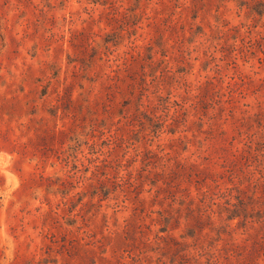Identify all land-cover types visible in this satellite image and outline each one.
Returning a JSON list of instances; mask_svg holds the SVG:
<instances>
[{
    "label": "rangeland",
    "instance_id": "rangeland-1",
    "mask_svg": "<svg viewBox=\"0 0 264 264\" xmlns=\"http://www.w3.org/2000/svg\"><path fill=\"white\" fill-rule=\"evenodd\" d=\"M0 264H264V0H0Z\"/></svg>",
    "mask_w": 264,
    "mask_h": 264
}]
</instances>
